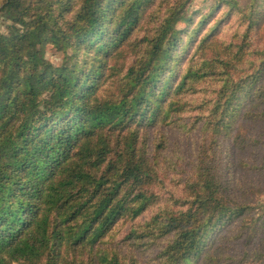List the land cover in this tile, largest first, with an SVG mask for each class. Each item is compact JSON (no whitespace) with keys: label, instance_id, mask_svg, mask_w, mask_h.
Returning <instances> with one entry per match:
<instances>
[{"label":"trees","instance_id":"obj_1","mask_svg":"<svg viewBox=\"0 0 264 264\" xmlns=\"http://www.w3.org/2000/svg\"><path fill=\"white\" fill-rule=\"evenodd\" d=\"M191 1L0 0V264H264V131L243 127L264 123V0ZM186 126L176 195L158 159Z\"/></svg>","mask_w":264,"mask_h":264},{"label":"rangeland","instance_id":"obj_2","mask_svg":"<svg viewBox=\"0 0 264 264\" xmlns=\"http://www.w3.org/2000/svg\"><path fill=\"white\" fill-rule=\"evenodd\" d=\"M208 3V0H192L189 4L188 11H192L193 9L199 8L202 5H206ZM11 23L10 20H8L5 16L0 15V30L5 31V26ZM182 25L179 24V27ZM237 27L235 25H231L230 22L222 28L220 31L221 35H227L230 36L231 33L236 29ZM241 29V28H238ZM258 37V33L255 34L254 38ZM253 38V39H254ZM257 44L260 43V41L256 42ZM45 56L47 59H49L54 64H59L62 58V53L59 51H56L52 46L48 45L46 47ZM188 115V114H187ZM186 115V117H188ZM188 119V118H186ZM185 119V120H186ZM244 129L247 128V130H244L245 136L249 137H256L259 134L260 129H263L264 131V123L258 124L253 123L250 120L245 121L243 123ZM166 129V147L161 151L162 154L159 156L158 162H159V173H164L163 176L160 177L161 184L163 183V191L167 192L169 190L175 192L176 195H181L182 191V183L180 184V180L182 179L183 175H186V173H191L192 168L194 166V162L196 161V155H197V149L200 142V131L199 129H189L187 126L183 128H167ZM236 133V131H235ZM251 147L247 146L245 151L242 153L237 148V146H234L232 148V156L231 158L235 161L241 156V158L244 159L246 163H256L257 162V156L251 152ZM245 171H242L240 174L241 177L246 178L247 180H250V182H254V177L256 171L251 170L249 168H244ZM160 184V185H161ZM264 186V185H263ZM253 208V215L256 217L260 214V212H264V193L259 194H251L250 195ZM249 221V219H247ZM124 228H122L123 230ZM127 230H123L120 232L117 236V239H121ZM240 243L239 246H237L236 251L238 252V248L242 246V242L238 241ZM250 248L257 250H260V253L262 254V257H264V237L262 239V242L258 245L250 244ZM234 254V251H232ZM230 262V260H229ZM195 264H200L195 263ZM233 264V263H232Z\"/></svg>","mask_w":264,"mask_h":264}]
</instances>
